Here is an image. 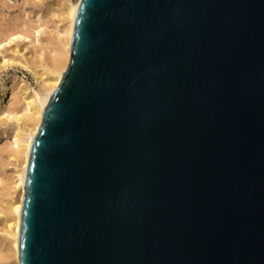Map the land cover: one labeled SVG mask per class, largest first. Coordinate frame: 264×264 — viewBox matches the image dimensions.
<instances>
[{
    "label": "water",
    "instance_id": "1",
    "mask_svg": "<svg viewBox=\"0 0 264 264\" xmlns=\"http://www.w3.org/2000/svg\"><path fill=\"white\" fill-rule=\"evenodd\" d=\"M19 258L264 264V0H80Z\"/></svg>",
    "mask_w": 264,
    "mask_h": 264
},
{
    "label": "rangeland",
    "instance_id": "2",
    "mask_svg": "<svg viewBox=\"0 0 264 264\" xmlns=\"http://www.w3.org/2000/svg\"><path fill=\"white\" fill-rule=\"evenodd\" d=\"M62 14L59 0H0V103L5 102L4 109L18 107L20 114L25 112L24 97L39 89L35 71L41 73L59 46ZM5 58L13 63L1 65ZM21 85L29 90L20 89ZM13 90L16 99H11ZM2 111L0 107V211L15 195L8 182L16 170L10 154L19 127L15 119L6 120Z\"/></svg>",
    "mask_w": 264,
    "mask_h": 264
},
{
    "label": "bare ground",
    "instance_id": "3",
    "mask_svg": "<svg viewBox=\"0 0 264 264\" xmlns=\"http://www.w3.org/2000/svg\"><path fill=\"white\" fill-rule=\"evenodd\" d=\"M59 2L63 11L58 26L59 46L55 49L48 65L42 66L41 73L35 71V75L40 79L39 89H31L32 91L24 97V113L20 114L18 107L4 109L5 102L0 103L6 120L15 119L19 124L18 129L15 131V139L10 154L14 159L16 170L13 179L8 182L10 190H13L15 195L8 200L4 210L0 211L2 215L0 220L2 222L0 227V233L2 234L0 236V264H20L21 212L30 152L42 122L44 109L59 86L70 61L74 22L80 0L76 2L59 0ZM1 63L4 66L13 62L5 58ZM20 89L25 90V92L29 90L25 85H21ZM13 96L11 99H16L14 90Z\"/></svg>",
    "mask_w": 264,
    "mask_h": 264
}]
</instances>
